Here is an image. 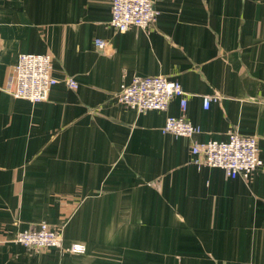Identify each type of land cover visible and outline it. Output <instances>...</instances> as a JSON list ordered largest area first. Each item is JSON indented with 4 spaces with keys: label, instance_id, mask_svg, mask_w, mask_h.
I'll list each match as a JSON object with an SVG mask.
<instances>
[{
    "label": "crops",
    "instance_id": "obj_1",
    "mask_svg": "<svg viewBox=\"0 0 264 264\" xmlns=\"http://www.w3.org/2000/svg\"><path fill=\"white\" fill-rule=\"evenodd\" d=\"M154 3L148 27L120 32L110 0H0V264H264V0ZM20 53L51 54L47 100L7 90ZM135 76L178 80L186 110L124 105ZM181 115L201 131L162 132ZM234 127L258 140L248 180L192 153ZM42 221L63 247L16 241Z\"/></svg>",
    "mask_w": 264,
    "mask_h": 264
},
{
    "label": "built area",
    "instance_id": "obj_2",
    "mask_svg": "<svg viewBox=\"0 0 264 264\" xmlns=\"http://www.w3.org/2000/svg\"><path fill=\"white\" fill-rule=\"evenodd\" d=\"M111 19L109 24L120 32L130 27H148L158 16L154 0H110ZM107 42L96 39V45L105 48ZM58 80L52 74V56L42 53H20L14 66V75L9 79L7 90L17 98L32 102L45 101ZM67 84L78 88V82L69 77ZM178 97L182 111L187 108V93L178 80L166 76H135L128 84L123 83L117 93L118 100L139 113L148 110L166 111L170 101ZM216 98L204 97V107L208 108ZM201 131L200 127L184 115L168 116L162 127L163 133L192 137ZM258 140L254 136L241 134L236 127L228 132L227 140H210L196 143L192 153L202 158L196 159L210 167H219L231 178L241 177L248 180L262 164L259 158ZM16 241L24 246L43 250L51 247L61 248L64 244L62 230L52 227L46 221L36 227L18 232ZM72 252H84L85 245L74 243L67 248Z\"/></svg>",
    "mask_w": 264,
    "mask_h": 264
}]
</instances>
